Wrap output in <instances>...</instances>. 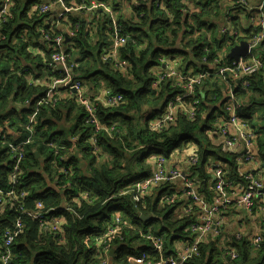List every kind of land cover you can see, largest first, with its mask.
<instances>
[{
    "label": "trees",
    "instance_id": "1",
    "mask_svg": "<svg viewBox=\"0 0 264 264\" xmlns=\"http://www.w3.org/2000/svg\"><path fill=\"white\" fill-rule=\"evenodd\" d=\"M41 1L15 0L10 14L2 20L7 22L0 23V133L7 129L6 139L12 142L27 138L25 127L34 115V138L27 145L17 189L26 195L24 203L29 210L34 209L36 201H41L44 211L57 209L49 211V216L45 217L60 214L64 221L62 228L54 232L44 228L41 222L23 216L22 227L9 246L11 256L6 264H100L105 254L97 251L96 241L113 225L118 211L126 224H120V231L110 236L109 244L114 248L108 258L111 264H129L128 256H139L142 252L150 255L135 260L154 259L148 237L158 235L164 242L162 258L176 256V243L190 237L191 224L198 218L195 209L180 214L179 207L193 205L192 201L187 199L183 201L187 204H181L177 198L173 203L160 199L168 191L176 194L173 187L180 191L177 183L169 181L152 188L141 203L132 200L135 185H131L149 176L140 175H147V161L151 155L156 156L155 148L171 153L173 148L182 147L183 142L190 139L198 144L193 152L198 162L189 165L185 172L198 173L205 178L207 163L209 167L219 163L226 171L227 181L244 185L245 178L244 173L238 171L235 155L218 150L208 139V131L217 127L214 110L208 112V109L224 100L222 92L227 89L226 85L218 83L219 77L205 81L197 87L202 113L193 121L179 114L174 124L156 131L149 128V121L161 117L171 94L182 89L170 88L171 81L154 89V68L159 67L160 56L178 49L182 53L179 62L182 72L207 69L208 65L200 60L201 49L211 44L203 34L210 32L212 42L219 48L218 51L210 49V53L217 56L221 49L229 50L259 28L244 29L241 18L235 17L230 19V28L234 30L221 33L218 30L221 23H214L221 0H200V9L191 13L183 0H161L159 4L149 0V5L141 4L137 9L130 4L129 13L125 14L119 12L121 0H97L100 4H113V10L106 12L101 6L91 16L70 10L66 19L56 17L53 11L46 15L33 11ZM63 1L71 4L70 0ZM232 10L249 16L246 9ZM47 17L48 23L43 24ZM113 19L120 33L129 36L119 48L120 59L129 63L125 70L101 61L102 52L113 39L112 28H108ZM75 25L79 28L75 29ZM45 28L49 35L61 32L65 36L60 47L40 37L39 31ZM236 30L243 34L242 38L230 32ZM181 32L188 38L177 39ZM35 48L40 52L34 53ZM184 48H193V54L189 56ZM53 51L69 54L68 65L74 78L85 84L87 93L95 96L106 89L123 97L122 103L111 107L102 100L90 98L102 124L101 130L96 132L97 148L106 156L101 162L97 161V153L90 143L93 129L84 122L87 113L78 102L77 93L60 87L53 103L48 99L47 85L29 81L47 77V82L50 80L51 69L55 67L51 60ZM198 59L200 62L195 63ZM248 81L247 97L239 85H233L236 98L242 101L235 113L246 120L247 128L256 135L257 155L264 159V126L254 128L258 125L250 117L254 110H264V72L252 74ZM219 117L220 121L227 122L230 114L222 111ZM5 151L6 145L0 142V186L8 188L6 172L11 162ZM213 186L214 183L211 194ZM65 203L73 211H59ZM8 205L0 213V242L1 232L12 230L19 214L20 204ZM151 213L158 218H141V214ZM112 227H116V223ZM217 231L216 234H221V228ZM259 233L257 240L256 236L252 240L241 236L224 246H217L216 241L209 238L208 242L199 244V254L192 256L187 264H264V226ZM235 250L237 256L230 258L227 252ZM155 258L158 259L159 254ZM2 260L0 258V264Z\"/></svg>",
    "mask_w": 264,
    "mask_h": 264
},
{
    "label": "built area",
    "instance_id": "2",
    "mask_svg": "<svg viewBox=\"0 0 264 264\" xmlns=\"http://www.w3.org/2000/svg\"><path fill=\"white\" fill-rule=\"evenodd\" d=\"M6 1V0H4ZM61 2V1H60ZM56 7V12L62 19H66L68 16V13L70 12V8L72 6H65L61 5V3H46V0H42L41 3L36 5L33 8V11L37 10V13L39 15H46V14H51L52 9ZM139 4H135L134 8L137 9L139 8ZM261 7H264V1L260 3ZM10 5H5L4 10H0V23H6L7 21H2L3 16L9 15V10H10ZM97 8L96 4H93L90 9L94 10ZM104 11V10H103ZM51 16V15H50ZM49 16V17H50ZM44 18L43 24L48 23V19ZM256 17H252L250 21H255ZM113 25L119 28V26L116 24L115 19H113ZM120 29V28H119ZM227 31H224L223 33L225 34ZM231 33L237 34L239 37H243V34L239 32V30L236 31H230ZM264 32H261L257 38H254L252 40H247L248 43V55L251 56V63H246L244 60H240L238 62H231V63H224L222 58L220 56H211L210 49L215 50L212 46L205 45L202 47L201 51L203 53V57L201 62L204 64L210 65V67H217L218 68V75L221 76L220 82L222 84H229L230 80L229 79H235V78H240L243 80V86H240L243 94L245 97L248 96L249 94V89L247 87V82H248V77H250L253 72L258 70L261 66L260 60L256 59L254 57V52L253 49L259 45L260 40L263 36ZM40 37L44 36L47 40V43H51V41H55L56 44L61 43V32L49 35L48 29H41L39 31ZM127 40H125L123 37L118 35V37L107 46V48L102 52V62L104 64L109 63L112 66H115L117 68H121L125 70L126 66L129 64L127 61L121 60L119 57V48L124 45V43ZM200 51V53H201ZM217 51V50H216ZM222 53L225 52V49H221ZM54 57L58 60L63 62L64 61V55L63 54H55ZM159 60L162 63H166L163 58H159ZM181 60V59H180ZM179 61H176V64H179ZM200 60H195V63H199ZM162 63L159 64V66H164ZM53 72L56 73L54 74V83L55 86L57 84H61V86H64L68 81H70L71 77L69 73L66 71L65 67L62 69L61 67H54ZM162 73H166V79L168 83L171 81L172 86H179V88L182 89L184 92V97L189 98V103L191 108L188 106H185V103L183 101V96H179L176 94H171L165 110L158 120V123H151V120L149 121L148 124H155L154 126L160 128L166 125V123L169 120H173L175 117H178L179 114H184L187 118L190 119V121H193L197 118L196 114L202 113L200 111V102H201V97L198 95L196 96L194 94V90L197 86H201L205 81L210 80V78L214 77L216 73L207 70V72H191V71H178L174 69L173 67L170 66V69L161 71ZM171 72V73H170ZM161 81L163 80V77L160 79ZM160 81L156 82V88L160 86ZM74 87L76 90H82V85L80 81H75L74 82ZM229 95L227 97H223V101L220 103H217L221 106L223 105H229L231 109L228 112L230 114L229 121L228 123L236 125L237 123H245L246 120L241 119L240 116L238 117L235 113V110L238 109L242 102L240 99L236 98L235 94L233 91H228ZM218 98V93H215ZM223 95V94H222ZM103 96L105 99V103L107 105H115V104H120L123 101V97L121 95H112L106 91H103ZM82 103H87L86 100L82 101ZM39 105H42V103H39ZM88 112H90V115L93 116L94 111L93 107L91 105L86 106ZM224 112V111H223ZM92 122L95 123L97 131L101 130V126L98 123L96 118H92ZM224 122V123H227ZM113 126V125H112ZM243 133H251L252 130L250 128H247L246 125H244L241 128ZM226 131H223V135L225 134ZM11 133V132H10ZM8 135V130L4 129L0 133V142L6 145V151L5 154L10 156V159L13 161V166L11 168L10 175L8 177V182H9V187L6 190L0 189V197H5L10 194H16L18 193V183L20 180L21 175L23 174L21 170V165L23 163V160L25 158V154L22 152V147L23 144H25L27 141L24 140L21 143H14V144H9L7 140L4 138L5 136ZM30 137V134L28 135ZM27 137V138H28ZM228 143H235V142H241L243 144V147L245 148V158L247 160H251L253 155L251 153V150L256 147L255 142L252 140H236L235 142H230L229 139H227ZM197 146L195 144H188L186 146V149H190L192 152L197 150ZM156 150V156L155 158L153 157V163L157 168H163L165 167L167 157L166 154L163 153L159 148H155ZM198 162V158L196 155L190 156L188 159V164L191 166L196 165ZM211 176L213 178V183L215 184L216 187V195L210 196V198L207 197V201L204 199H200L199 196L201 195L198 190L195 188L194 183L191 181V179L182 171L178 170L177 168L172 169L168 176L167 179L172 180L173 182L177 183L179 182L181 185L180 190L182 192H186L189 194L194 201L197 203L195 205H182L181 209L182 211L185 212H192V210H196V215L199 217L200 221L194 223L193 226L190 227V231L192 234L188 239L185 240V243L183 245H179L176 243V247H178L176 256L173 254L169 255L166 257V259H163L162 252L164 250V245H163V237L158 236L156 240H154L152 237H148L151 240L153 249L152 251L154 252V259H145L143 258L142 260L136 261L135 259L141 256H146L150 255L146 252H142L139 256L136 255H130L127 258V261L129 264H187L188 260L192 258L194 255L199 254V247L197 244L199 242H204V240L207 238L208 235H214L212 233V229L216 231L217 227L221 226L220 221H217L214 219L215 214H219L220 216L225 214L223 209L219 208L220 204H224L226 201H228L230 198H234L232 195V192L228 189L229 187L233 186V181H227L228 178H226V171L222 170L221 166L219 163H214L209 167ZM166 180V178L158 176L156 173L153 175H149L148 177L143 179V183L145 185L142 186L141 192H144L146 189H148V186H156L161 183H163ZM12 183H15L14 185H11ZM135 183H133L131 186H134ZM261 187V178L258 175H251L247 177V179L244 180V185L242 184V189H239L241 192V197L239 199V204H241L245 209H248L249 211L252 210L250 207V202L251 199L254 197H259V189ZM243 190H246L245 193H243ZM230 193V196L228 195ZM160 199H163L167 203H173V197L171 191H168L164 194H162ZM136 202H141L142 201V196H136L135 197ZM38 207H41V203H37ZM8 207L7 202H4L3 204H0V213L3 212V210ZM19 210L18 217L12 226V230H5L4 232H1V236L3 238L2 243L5 246L3 251H0V258L2 260V264H5L11 256V251L9 249V245L11 244L12 240L15 239L17 236L19 230L22 227V222L19 216L23 214L24 212L30 213L31 210L26 209V211H23L22 205L17 207ZM56 207H52L49 209V211H55ZM145 209V208H144ZM117 213V220L118 223L122 224L123 226L126 224V221L122 218L120 212ZM57 215H54L52 218H56ZM113 221V220H112ZM264 226V225H263ZM218 235V234H216ZM192 237V240H191ZM241 236H235V239H240ZM193 244V245H191ZM96 246H97V251L103 252L105 254V257H110L109 255V241L108 240H97L96 241ZM8 247V248H7ZM159 254V258L156 259L155 255ZM230 256L236 257L237 256V250L234 252L230 253ZM109 262V260H108Z\"/></svg>",
    "mask_w": 264,
    "mask_h": 264
},
{
    "label": "bare ground",
    "instance_id": "3",
    "mask_svg": "<svg viewBox=\"0 0 264 264\" xmlns=\"http://www.w3.org/2000/svg\"><path fill=\"white\" fill-rule=\"evenodd\" d=\"M60 1H61V2H60ZM87 1H88V0H70L69 2H71V4H68V3H67V5L65 4V2H64L63 0H48V1H46V3H48V4H49V3H51V4H55V3L57 2V3H61V5H65V6H70V5H71L72 8H70V10H75L76 12H79V14H80V12H81L82 14L87 15V16H91L92 13H93L95 10H97L98 8H100L101 6L105 8L104 10H106V12H110V11H111L108 5H106V4H102V3L100 4L97 0H90V1H88V2H87ZM160 1H161V0H155L154 2H155V4H159ZM262 1H264V0H259V1L256 2L254 5L250 4L248 0H231V1H230V3H231V8H233V9L242 8V9H246V10H248V11H249V16H248L249 20H250L252 17H256V20H255V21H251L250 26H248V27H246V28H249V27H252V28H253V27H255V26H257V27L259 28V31H258V32L253 33V34L247 36L244 40H241L240 42H242V41H246V42H247V40H252V39H254V38H257L261 32H264V7H261V6H260V3H261ZM14 2H15V0H6V1H4V0H0V10H4L6 4H7V5H10V6H13ZM191 2H194L195 4H197V6L195 7V9L189 7L187 10H189L190 13H191V12H195V11H197V10L200 9V6H198V3L200 2V0H183V3H184L186 6L189 5ZM222 2L224 3L225 1H222ZM93 4H96V5H97V8L94 9V10H91L90 7H91ZM130 4H131L133 7H134L135 4H139V5H141V4L149 5V0H131V1H130ZM56 7H57V6L55 5V8H53L52 11L56 14V17L60 18V16H59V15L57 14V12H56ZM10 9H11V7H10ZM9 14H10V10H9ZM6 16H7V15L3 16L2 20H4V19L6 18ZM229 21H230V22H229ZM229 21L226 20V22H225L224 24H222L221 26L218 27V30H219L221 33H223V32L226 31V30H229V29H230V30H234V29H231V28H230V23H232V21H231L230 19H229ZM240 21H241V20H240ZM236 22H237V21H236ZM241 23H242V21H241ZM78 28H79L78 25H75V29H78ZM108 28H112V31H113V37H112L113 39H112L111 43H112V42L118 37V35H120L121 37H123L125 40L129 39V36H128L127 34H125V33H122V34H121V33H120V29L117 28L116 26H114L113 24L109 25ZM232 34H234L235 36H238V35L235 34V33H232ZM60 35H61V43H60V44H56V42L52 40V42H54V44H55L56 46H59V47L61 46L62 42L65 40V36H64L63 34H60ZM44 38H45V37H44ZM45 39H46V38H45ZM240 42L237 43L236 45H239ZM263 44H264V33H263V36H262V38H261V40H260L259 45H257V46L253 49L254 57H255L256 59H259V60H260L259 62H260V64H261L260 68H259L258 70H256L255 72H253V74H254V73H257V72H264V46H263ZM236 45H234V46H236ZM228 52H229V50H225L224 53H222V51H219V52H217V53H218L217 56H220V57L222 58V60H223L224 63L238 62V61H240L241 59L244 60V61H246V63H251V56H249V55L247 54V53H248V48H247V50H246L245 55H243V56H239V58H238L237 60H235V59H229ZM256 52H258V53L255 54ZM55 54H63V55H64V61H63V62L58 61V60L54 57ZM68 58H69V54L64 53V52H62V51H53V53L51 54V60H52V62H53L55 65H57V67H61L62 69H64V67H65L66 71L69 73V75H70V77H71L70 81H68V82L64 85L63 89H65V91H67V90H73V91H75V92L77 93V96H78V97H77L78 102H79L81 105H83V106L85 107V110H86L87 115L84 117V122L87 123V124H91L92 129H93V133H92L91 136H90V143H91L92 147L94 148V153H97V161H98V162H101L106 156L103 155V153H101V151H100L99 148H97L96 132H98V131H97V129H96V125H95V123L92 122V118H96L97 121H98V123L100 124L101 127H102V124H101V122L99 121V119H98V117H97V115H96V113H95V111H94V106H93L92 101L90 100V98H91V97H94V98H95L94 101L102 100V101L104 102V104H106V103H105L104 96H103V91H106V92H108V93H110V94H112V93L109 92V91L106 90V89H102V90H100L99 94L93 96V95L90 94L89 92L87 93V91H86V87H85V84L82 83L81 81H80V82H81V85H82V90H79V91L76 90L75 87H74V82H75V81H79V80H76V79L74 78V75H73L72 70H71V65H68ZM101 60H102V56H101ZM158 60H159V59H158ZM160 63H162V62L159 60V64H160ZM162 64H163L165 67H167V69H170V66H168L167 63H162ZM114 68L119 69V70L121 69V68H117V67H115V66H114ZM207 70H210V71L216 73V75H214V77H219V78L221 79V76L218 75V68H217V67H210V65H208V68H207V69L205 68V69H203V70H201V71H198V72H207ZM189 71L193 72V70H189ZM170 73H171V72H170ZM51 74H52V75H51V77H49L50 80H49L48 82H47L48 77H47V79H46V78H43L42 80H39V79H30L29 81H30L31 83H34V84L38 83V84H40V85H47L48 88H49V91H48V99H49L50 101H53V103H54V102H55V96H56L57 93H58V88L55 86V83H54V74H53L52 71H51ZM154 74H155V76H156V79L154 80V82H153V84H152V87L155 89V88H156V82H157V81H160V84L165 83L166 73H162V72L159 71V70H155V71H154ZM162 77H163V80L161 81L160 79H161ZM229 80H230L229 84H225L226 87L228 88V91H233V92H234L233 85L243 86V83H242L243 80L240 79V78L229 79ZM248 86H249V81L247 82V87H248ZM197 87H198V86H197ZM197 87H196L195 90H194V94H195L196 96H198V95H197ZM170 88H179V86H172V85H170ZM65 91H64V92H65ZM176 91H178V90H176ZM59 93H60V92H59ZM61 94H62V93H61ZM112 95H115V94H112ZM117 95H120V94H117ZM176 95L183 96V101H184V103H185V106H188L189 108H191L190 103H189V98H188V97H184V92H183V91H181V92L178 91V92L176 93ZM121 96H122V95H121ZM239 99H240V98H239ZM85 100H86L87 103H82V101H85ZM240 100H241V99H240ZM241 102H242V101H241ZM87 104H88V105H91V106L93 107V111H94L93 116H91V115H90V112H88V110H87V108H86ZM106 105H107V104H106ZM117 105H118V104H115V105H107V106H110V107H111V106H117ZM229 109H231V107H230L229 105H223L222 111H224V112H225V111H229ZM196 115H197V114H196ZM159 119H160V117L157 118V119H155V120H151V123H155V124H156V123H158V120H159ZM176 120H177V117H175L173 120H169V121L166 123V125H164L163 127H160V128L154 126L155 124H151V123L148 124V126H149V128H151L152 130L162 131V130H164V129H167L170 125L174 124V123L176 122ZM33 121H34V115L30 117V121L27 123V125H26V127H25L26 131L28 132V135L30 134L31 137L17 139L16 141H13V142H12V141H8V140L6 139V136L4 137V138L7 140V142H8L9 144L21 143L22 141L26 140L27 142H26L25 144H23V147H22V152H23L24 154H26L25 151H26L27 145H28V144H31V142L33 141V138H34V132H35V129H34ZM218 125H219V126H218ZM218 125H217V127H218V131H219V133H220L222 136H224V138L229 139L230 142H235L236 140H243V141H245V140H252V141L255 142L256 135H255L253 132H252V134H251V133H243V131H241V130H242L241 128H242L244 125H246V122H245V123H237L236 125L227 122V123H220V124H218ZM232 127L235 128V132H234V133H231V132H230V129H231ZM223 131H226L224 135H223ZM194 155H195V154H194ZM8 156H9V155H8ZM192 156H193V155H192ZM154 158H155V157H154ZM9 160H10L11 163H10L9 168L7 169V172H6V176H7V177H9L10 172H11V168H12V166H13V161L10 159V156H9ZM172 169H174V168H171V169H166V167H163V168H157V167L154 165V170H153L152 175L156 173L158 176H161V177L166 178V180H165L163 183H165V182H167V181H169L170 183H174L172 180L167 179V176H168L169 172H170ZM61 170L65 171V168L62 167ZM178 170H180V169H178ZM180 171H181V170H180ZM182 171L185 172L184 170H182ZM251 175H253L252 172H246V173H244V178L247 179V177H249V176H251ZM163 183H161V184H163ZM14 184H15V183H12V182H11V185H14ZM161 184H159V185H161ZM143 185H145V183H143V180H140V181H138V182L135 184V188H134L133 193H132V200H133L135 203H141V202L143 201L144 196H145V195H146V194H147L152 188L159 186V185H156V186H148V189H146L144 192H141V188H142ZM178 187L181 188V185L178 186ZM0 189H2V190H6L7 188H6V187H3V186H0ZM172 189L175 190L176 194H179V193L181 192V193L183 194V196H184L186 199H189V200L192 201L193 205L197 204V203L194 201V199H193L189 194H187L186 192H182L181 190L179 191L177 188L175 189L174 187H173ZM245 192H246V190H243V193H245ZM122 193H123V192H122ZM122 193H121V194H122ZM259 193H260V196H259V197H254V198L251 199V202H250V207H251V208L254 207V204H255L256 199H260V198H262V197L264 196V184H263L262 181H261V187H260V189H259ZM213 194H214V195L217 194L215 184H214V186H213V193H212V195H213ZM138 195H139V196H142V201H141V202H136V201H135V197L138 196ZM228 195L230 196V193H229ZM25 197H26V195L23 194V192L18 191V193H16V194H10V195H8V196H5V197L0 198V204H3L4 202H7V206H9L8 204H12V205H14V204L17 202V204L22 205L23 211H26V209H28V208L26 207V205H25V203H24V199H25ZM172 197H173V200L177 198V196H176L175 194H173ZM199 198H200L201 200L204 199V200L207 201V199H206L204 196H202V195H200ZM77 201H78V200H72V202H77ZM238 201H239V199H236L235 197H234V198H230V199H229L228 201H226L224 204H220V205H219V208H220V209H223L224 211H226V210H228V209H230V208H244L241 204H239ZM38 202L41 203V207H38V206H37V203H38ZM62 207H63V209H62ZM62 207H60L61 210H59V211H62V210H67V211H70V212L73 211V208H72L71 206H69L67 203H65L64 205H62ZM246 210H248V209H246ZM59 211H57V212H59ZM25 215L31 217V218L34 219V220H37V221L41 222V224H42V226H43L44 228H50V229L53 230L54 232H58V231L62 228V224H63V221H64V220H63V217H62L60 214H58L56 218L45 217V216H49V210H46V211L43 210V204H42L41 201H36V202H35V207H34V209H31V212H30V213L24 212L23 214H21V215L19 216V218L21 219V222H22V217L25 216ZM116 218H117V215H116ZM47 219H48V220H47ZM199 221H200V219H199V217H198L197 220H196L194 223L199 222ZM115 223H116V227H112ZM194 223H192L191 226H193ZM113 225L110 226V227L108 228L107 233H106L103 237H101L100 239H98V240H105V239H106V240L109 241L111 235H113V234H115V233H117V232L120 231V223H118L117 220H114ZM263 225H264V223H263ZM212 233L215 235L216 233H218V231H217V230L215 231V230L212 229ZM259 234H260V233H258V234L256 235L255 240L258 239ZM236 235H237V236H242L241 232H238ZM158 236H159V235H158ZM158 236H153L152 238H153L154 240H156V239L158 238ZM2 240H3V239H2ZM12 241H13V240H12ZM11 243H12V242H11ZM184 243H185V241H178V244H179V245H183ZM201 243H202V242H199V243L197 244V246L199 247V244H201ZM191 245H193V244H191ZM9 246H10V245H9ZM4 248H5V246L3 245L2 241H1V242H0V251L3 250ZM7 248H8V247H7ZM110 249L113 250V252H114V248H111V247H110V244H109V246H108V250H110ZM111 250H110V251H111ZM232 252H233V251H228V252H227V253L229 254V257H230V258H233L232 256H230V253H232ZM102 253H103V252H102ZM9 257H10V256H9ZM139 260H142V259H139ZM7 261H8V260H7ZM136 261H138V260H136ZM6 263H7V262H6ZM6 263H5V264H6ZM100 264H111V262H108V257H104V258L102 259V261H101Z\"/></svg>",
    "mask_w": 264,
    "mask_h": 264
},
{
    "label": "crops",
    "instance_id": "4",
    "mask_svg": "<svg viewBox=\"0 0 264 264\" xmlns=\"http://www.w3.org/2000/svg\"><path fill=\"white\" fill-rule=\"evenodd\" d=\"M222 1H225V3H223ZM230 1L231 0H221V2L218 4L220 7L218 11L219 15H215L216 20L214 21V23L215 24L221 23L222 25L224 24V21L228 19H232V18L235 19V17H238V18H241L242 27L244 29L250 26L251 21L249 20L248 16L240 12L234 13V11L231 8ZM248 1L250 4L254 5L259 0H248ZM192 5H195V7L197 6L194 2H191L189 5H187V9L191 7ZM237 22H240V21H237ZM181 37L188 38V35L183 36L181 32L177 39H180ZM204 38L207 40L208 44H211V46L215 50L218 51L219 48L216 47V43L212 42L211 40L210 32H207ZM174 50L176 51H173L165 56H160V57L164 59V61L168 64V66H171L174 69L181 71L179 69L180 64H176V61H179L181 59L182 53L179 52L180 50L178 49H174ZM183 51L186 52L189 56L193 54V48H184ZM257 53L258 52H256L255 54ZM55 67H57V65H55ZM53 69L54 68L51 69L52 72H53ZM154 70L164 71V70H167V67L160 65L159 67H155ZM53 74L56 75V73L54 72ZM218 83L222 84L220 80H218ZM56 87L60 88L64 86H61V84H57ZM222 94L224 98L227 97L229 95L228 88L225 91H223ZM219 108H220V105L215 104V105H212V107H210L208 110V112L211 109L214 110L216 126L220 123H224V121H220L219 115H220V112L222 113V111H219ZM218 117H219V120H218ZM250 117H251V120L258 125V126H254V128L257 129L258 127L264 126V110H262L261 108L254 110L251 113ZM230 132L234 133L235 128L232 127L230 129ZM207 134H208V139L210 140L211 144L215 146L218 150L224 153H230L232 155H235L234 159L238 166V171L240 172V174L253 171L254 174L258 175L261 178V181L264 184V159H262L260 156L257 155V147L251 150V153L253 155L252 159L247 160L244 155L245 148L243 147V144L241 142H235L231 144L228 143L227 139L224 138V136H222L219 133L218 127H216V129L213 131H208ZM188 144H195L198 147V144H196L195 141L188 139L187 141L183 142L182 147L173 148L171 153H168L165 150H161L163 153L166 154V157H167V161L165 164L166 169L177 168L182 171L186 169L187 167H190L188 164V159L190 158V156L193 155V152L190 149H186V146ZM153 152L152 154H154ZM149 160L147 161V164L149 165L148 170L146 172L147 175L143 173L140 175L142 177L150 175L151 171L154 168L153 155H151ZM208 164L209 163H207V167L204 169L205 176H206L205 178L200 177L198 173L188 172V171L184 172L194 183L195 188L204 197H208L209 195H211L212 184H213V178L211 176ZM177 184L180 185L179 182H177ZM228 189L232 192V195L236 199L241 197V192L239 191V189H242V184L233 183V186L229 187ZM175 195L177 196V199L179 202H181V204H187L183 202L187 199L183 196L181 192ZM179 208L180 210L178 213L184 214V211H182L181 206ZM214 219L217 221H220L221 223V226L216 228V230L221 228V234L208 235L204 241L208 242V239L212 238L210 240H215L217 246L228 245V244H231L232 239L235 240V236L238 232H241L244 238H247L248 240H252L259 233L260 229H263L264 196L260 199H256L255 206L253 207L252 211L246 210L245 208H232L231 210L225 212V214L221 216L219 214H215ZM109 262L111 261L109 260Z\"/></svg>",
    "mask_w": 264,
    "mask_h": 264
},
{
    "label": "water",
    "instance_id": "5",
    "mask_svg": "<svg viewBox=\"0 0 264 264\" xmlns=\"http://www.w3.org/2000/svg\"><path fill=\"white\" fill-rule=\"evenodd\" d=\"M247 48H248V43L246 41H242V42H240L239 45L233 46L229 49L228 56L231 59L237 60L239 58V56L245 55ZM141 218L143 220H149V219L158 218V217L155 214L151 213L149 215H143L142 214ZM112 254H113V250H111L109 252V255H112Z\"/></svg>",
    "mask_w": 264,
    "mask_h": 264
},
{
    "label": "rangeland",
    "instance_id": "6",
    "mask_svg": "<svg viewBox=\"0 0 264 264\" xmlns=\"http://www.w3.org/2000/svg\"><path fill=\"white\" fill-rule=\"evenodd\" d=\"M130 1L131 0H121L119 3V5H118V7H119V12H121V13H129L128 11H130ZM109 3H110V1H109ZM118 3V2H117ZM112 6H113V4L111 5L110 4V6H109V8H110V10L112 11L113 10V8H112ZM125 6V7H124ZM195 7V5H192L191 6V8H194ZM205 35L203 34V37H204ZM30 50V49H29ZM38 52H40L39 51V49H37V48H35L34 49V53H38ZM175 183V182H174ZM174 183H172V184H174ZM178 185V184H177ZM178 186H180V185H178ZM178 216V215H177Z\"/></svg>",
    "mask_w": 264,
    "mask_h": 264
},
{
    "label": "clouds",
    "instance_id": "7",
    "mask_svg": "<svg viewBox=\"0 0 264 264\" xmlns=\"http://www.w3.org/2000/svg\"><path fill=\"white\" fill-rule=\"evenodd\" d=\"M161 150V149H160ZM142 215V214H141ZM110 252V251H109ZM114 253V252H113ZM113 255V254H112ZM112 255H110V257L112 256Z\"/></svg>",
    "mask_w": 264,
    "mask_h": 264
}]
</instances>
